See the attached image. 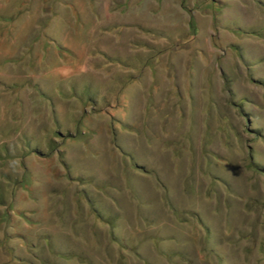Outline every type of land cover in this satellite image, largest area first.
Returning <instances> with one entry per match:
<instances>
[{
    "label": "rangeland",
    "instance_id": "obj_1",
    "mask_svg": "<svg viewBox=\"0 0 264 264\" xmlns=\"http://www.w3.org/2000/svg\"><path fill=\"white\" fill-rule=\"evenodd\" d=\"M0 264H264V0H0Z\"/></svg>",
    "mask_w": 264,
    "mask_h": 264
}]
</instances>
